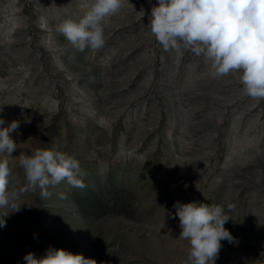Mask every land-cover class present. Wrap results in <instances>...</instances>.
I'll use <instances>...</instances> for the list:
<instances>
[{"label": "rangeland", "instance_id": "374dc122", "mask_svg": "<svg viewBox=\"0 0 264 264\" xmlns=\"http://www.w3.org/2000/svg\"><path fill=\"white\" fill-rule=\"evenodd\" d=\"M38 2L0 0V129L20 121L8 190L26 186L19 156L37 149L76 158L85 187L22 194L0 264L50 246L97 264H186L177 201L231 216L237 243L221 241L216 264H264V99L235 75L211 78L203 56L164 51L146 27L156 0H125L96 52L57 31L90 0Z\"/></svg>", "mask_w": 264, "mask_h": 264}, {"label": "clouds", "instance_id": "9594fccd", "mask_svg": "<svg viewBox=\"0 0 264 264\" xmlns=\"http://www.w3.org/2000/svg\"><path fill=\"white\" fill-rule=\"evenodd\" d=\"M124 3L125 0H90L78 20H62L57 31L78 51L96 52L105 44V25ZM146 27L163 50L174 52L177 59L186 51L203 56L209 63L211 78L235 75L244 96L256 101L264 99V0H156ZM30 122L25 118V123ZM19 127L20 121L14 120L0 129V227L6 226L10 214L21 211L22 204L17 201L25 192L39 189L41 197L48 198L51 193L47 189L63 181L76 188L85 187L76 158L52 149H37L19 156L26 186L9 191L8 158L17 150L12 133ZM173 207L175 213L170 215L179 218V238L189 245L186 264H216L221 241L237 243L225 228L232 218L224 207L196 201H177ZM232 209L233 205H228V211ZM23 260L25 264H97L82 254L51 246L43 255L29 252Z\"/></svg>", "mask_w": 264, "mask_h": 264}]
</instances>
